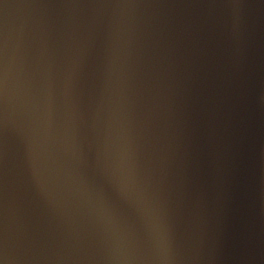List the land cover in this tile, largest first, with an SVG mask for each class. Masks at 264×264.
<instances>
[{"label":"water","instance_id":"1","mask_svg":"<svg viewBox=\"0 0 264 264\" xmlns=\"http://www.w3.org/2000/svg\"><path fill=\"white\" fill-rule=\"evenodd\" d=\"M0 40L12 264H264V0H0Z\"/></svg>","mask_w":264,"mask_h":264},{"label":"snow or ice","instance_id":"2","mask_svg":"<svg viewBox=\"0 0 264 264\" xmlns=\"http://www.w3.org/2000/svg\"><path fill=\"white\" fill-rule=\"evenodd\" d=\"M4 41L0 40V174L6 161L7 142L6 134L8 120L6 111L2 107L7 86V69L3 63ZM27 153L28 165L31 175L40 190L46 191L49 182V156H48V135L46 130L41 129L38 133L24 128L19 129ZM0 264H12L7 248L0 244Z\"/></svg>","mask_w":264,"mask_h":264}]
</instances>
